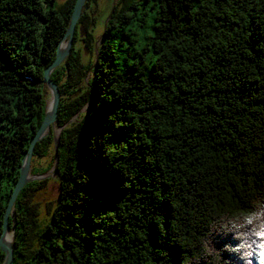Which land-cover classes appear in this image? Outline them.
<instances>
[{"label": "trees", "instance_id": "1", "mask_svg": "<svg viewBox=\"0 0 264 264\" xmlns=\"http://www.w3.org/2000/svg\"><path fill=\"white\" fill-rule=\"evenodd\" d=\"M57 1L0 0V237L75 3ZM119 8L96 41L82 11L50 74L58 193L39 219L29 202L44 181L22 187L12 264H243L264 247V0Z\"/></svg>", "mask_w": 264, "mask_h": 264}, {"label": "rangeland", "instance_id": "2", "mask_svg": "<svg viewBox=\"0 0 264 264\" xmlns=\"http://www.w3.org/2000/svg\"><path fill=\"white\" fill-rule=\"evenodd\" d=\"M65 0H58L57 2L59 4H62ZM128 4L129 2H138L141 3L142 0H125ZM122 0H89V2L84 3L83 7L81 8V12H85L87 15L86 23L87 25V32L90 31V29H93V41H96L100 35L102 34L103 25L108 21L110 14L112 13V10H118L120 9ZM147 5V3H146ZM83 37L86 36V31L81 30ZM79 46L82 50L81 55L83 56V61L87 60V57L90 56L92 60V56L89 55L88 50L84 48V46L79 43ZM50 93L48 91V94L46 95V103L50 100ZM52 132L53 135L59 137V129L55 127L53 124L50 127L49 133ZM48 133V134H49ZM54 150L55 145L54 142L51 144L49 148V152H47V155L43 158H34L30 162L29 166V176H39L38 174L42 173L46 167L50 163L51 167L42 175L39 177H36V179L32 181H44V185L41 187V189L36 191L34 195L31 196L30 199V207L33 209V211L37 212L38 218H44L47 214L48 210H50L53 206V203L55 201V197L57 196L58 189L56 184V167L57 165L54 164ZM30 181V182H32ZM13 234V232H10Z\"/></svg>", "mask_w": 264, "mask_h": 264}, {"label": "water", "instance_id": "3", "mask_svg": "<svg viewBox=\"0 0 264 264\" xmlns=\"http://www.w3.org/2000/svg\"><path fill=\"white\" fill-rule=\"evenodd\" d=\"M84 3H85V0H75L74 7L72 8L68 28L66 30L64 37H62L61 41L57 45V49L55 51V58L53 62L50 65H47L43 70V79L41 83L48 89L50 93V97H51L50 98V109H49L50 116H47V106H46L44 119L42 123L39 125V128L37 129L34 137H32L27 151H25L23 154V157L21 159V166H19L18 180L16 181L14 185L12 194H10L8 201H7L6 208L4 209V212H3V218H2V223H1L2 232H1V237H0V249L4 253L3 264H12V253H11L12 248L10 250H7V248L1 243V238L8 231V223H9V219L13 215L12 209L14 207V202L16 200V197L21 191L22 187L26 183L36 179V177H39V176H34V177H30V179H26V176L24 175V172L22 171L21 167L23 166L24 161L31 160L32 152L34 150L36 142L41 140L42 138H45L48 135V134H45L46 129L50 128L53 125V123H55L56 109L58 107L60 93L56 85L51 81L50 74L56 67H58L63 62V60L65 59V57L68 55L69 51L71 50L72 37H74L75 26H76V23H78V20L80 18L81 8L83 7ZM64 41L67 44V50L62 53H59L60 46ZM58 129L60 132L61 128H58ZM57 138H58V135L57 136L54 135L53 141L55 145V150L53 153H54V164L55 165L58 164V158L56 154Z\"/></svg>", "mask_w": 264, "mask_h": 264}, {"label": "bare ground", "instance_id": "4", "mask_svg": "<svg viewBox=\"0 0 264 264\" xmlns=\"http://www.w3.org/2000/svg\"><path fill=\"white\" fill-rule=\"evenodd\" d=\"M66 50H67V44L64 41L60 46L59 53H62ZM49 109H50V100L47 102V116H50ZM49 131H50V128L46 129L45 134H48ZM30 162L31 160L24 161L23 166L21 167L22 171L24 172V175L26 176V179H30V176H29ZM12 238H14L13 234L8 233V231L1 238V243L7 248V250H10L12 248Z\"/></svg>", "mask_w": 264, "mask_h": 264}, {"label": "clouds", "instance_id": "5", "mask_svg": "<svg viewBox=\"0 0 264 264\" xmlns=\"http://www.w3.org/2000/svg\"><path fill=\"white\" fill-rule=\"evenodd\" d=\"M253 257H255L257 264H264V247L257 246L246 249L243 252V264H252Z\"/></svg>", "mask_w": 264, "mask_h": 264}]
</instances>
